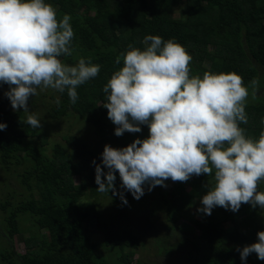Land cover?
Instances as JSON below:
<instances>
[{
	"label": "trees",
	"instance_id": "trees-1",
	"mask_svg": "<svg viewBox=\"0 0 264 264\" xmlns=\"http://www.w3.org/2000/svg\"><path fill=\"white\" fill-rule=\"evenodd\" d=\"M45 3L55 8L58 21L65 14L71 16L72 55L60 57L62 62L74 66L80 58H90L92 64L100 66V72L77 88L75 104L70 102L67 91L52 89L50 108L45 101L47 95H34L28 102L30 110L47 112L48 120L53 122L77 119L100 137L102 145L116 149L147 138V126H141V133L126 132L121 137L114 134L116 126L103 107L107 102L103 88L112 74L123 67L122 59L119 65L115 63L117 56L130 44L144 50V38L153 35L164 41L174 39L186 49L192 56L190 76L202 78L205 71L235 72L246 87L251 80L258 79L257 97L252 98L249 88L246 101L248 123H241L240 127L253 139L264 131V0H45ZM182 5L183 17L178 19L175 16ZM8 90V85L0 84V123L7 124V129L0 131L1 165L8 174L14 168L28 165L19 180L30 199L18 200L15 194H9L0 203V263L131 264L134 253L141 247L139 238L125 224L117 222L122 227L116 230L99 201L111 199L125 213V220L140 210L136 209L137 200L132 194L121 189L118 172L115 186L117 191H124L127 205L111 192L97 191L92 162L101 163L103 150H93L87 140L72 136L65 137V145L57 144L52 155L48 154L45 150L48 139L41 137L40 145L32 140L37 134L25 123L28 113L12 109L4 95ZM83 175L84 183L77 187L74 177ZM165 183L174 184L171 191L168 186L152 190L163 199L158 212L165 216L164 230L176 228L181 220L190 226L177 228V236L157 239L155 246H160V253L172 262L184 264H264L255 253L244 262L236 250L258 242L257 233L264 231L259 206L253 209L250 204H243L237 213L217 206L211 216L197 211L196 219L190 216V209L203 207L201 199L209 191L208 184L214 183L212 177L194 176L190 192L186 182L169 179ZM258 191H264V180ZM27 220L33 223V228L26 231ZM27 234L31 237L27 238ZM98 235H103V249L114 256L107 259L98 254L99 246L92 242ZM18 240L27 248L25 255L16 250Z\"/></svg>",
	"mask_w": 264,
	"mask_h": 264
},
{
	"label": "clouds",
	"instance_id": "clouds-1",
	"mask_svg": "<svg viewBox=\"0 0 264 264\" xmlns=\"http://www.w3.org/2000/svg\"><path fill=\"white\" fill-rule=\"evenodd\" d=\"M70 21L68 14L58 21L45 0H0V84L9 86L4 95L14 111L29 113V99L38 88L67 91L75 104L77 88L100 72L90 58L74 66L60 59L72 55ZM143 43L144 50L130 44L117 56L115 63L122 59L123 67L104 86L103 107L117 137L141 133V126L148 127L149 136L121 149L105 145L101 163L92 162L97 191L111 192L127 205L124 191L138 201L145 185L151 192L167 188L169 179L187 182L207 175L214 183L208 184L198 212L211 216L218 206L237 213L243 204L264 210V191H258L264 180V131L253 139L240 127L248 123L249 88L255 99L259 80L246 87L235 72L190 76L192 56L174 39L148 35ZM25 123L32 129L42 126L35 114H28ZM6 129L0 123V131ZM117 172L124 191L116 189ZM257 241L237 247L242 261L252 253L264 261V231Z\"/></svg>",
	"mask_w": 264,
	"mask_h": 264
},
{
	"label": "rangeland",
	"instance_id": "rangeland-1",
	"mask_svg": "<svg viewBox=\"0 0 264 264\" xmlns=\"http://www.w3.org/2000/svg\"><path fill=\"white\" fill-rule=\"evenodd\" d=\"M176 18H182L184 5L177 10ZM211 51H214V47L211 48ZM38 97L40 95H47L46 103L48 108L52 105V95L53 90L51 88L41 90L40 88L37 89ZM42 108V107H41ZM28 114H35L36 117L41 121V127L37 129H32L37 136L33 137V141L40 145L43 143L40 139L41 137H45L48 139V144L45 146V150L48 154L52 155V150L57 144L65 145L64 138L65 137H78L87 140L88 143H91L93 150H104V145L101 144L100 137L96 136L92 129H90L87 125L83 124L82 122L78 121L77 119H68V120H61L59 122H53L48 120L47 112L42 111L41 109H32ZM27 114V115H28ZM119 145L121 143L117 141ZM112 146V145H111ZM46 152V153H47ZM78 161L75 160V163ZM26 170H28V165H22L21 167L14 168L12 174H8L1 165L0 159V203L5 201L9 194H15L18 200L25 198L24 201L30 199V194L23 189L19 177L23 175ZM194 176L190 178L185 186L188 192L191 191L192 180ZM75 185L79 187L84 183L85 175L82 177L76 176L74 177ZM189 182V183H188ZM145 195L138 201H136V209L140 210L138 214L131 216L128 220L124 219L125 213L114 206V204L110 201H99V205H101V209L107 215L110 224H114L118 230V228L122 227V225L117 224H125V227H129L135 236H137L140 240L141 247L134 253V259L131 264H184L177 261V263L172 262L173 260L167 258V255L162 254L158 251L160 250V246H155L157 239L167 238L169 235L170 237L177 236V228H181L182 225L189 227L190 224L187 221L181 220L176 228H171L170 230H164L163 221L165 216L161 215L158 210L163 205V199L151 191H148V186L145 185ZM174 187V184H170L167 190L171 191ZM37 199H40V195L36 193ZM95 201V200H94ZM198 203V201L196 202ZM197 208L190 209V216H197L195 215L197 212ZM126 212V211H125ZM133 214V213H132ZM258 215L260 219L264 218V210L259 209ZM183 226V227H184ZM182 227V229H183ZM24 228L26 231L30 228H33V223L28 222L24 224ZM197 236L200 235L199 232L195 231ZM181 235V234H180ZM27 238H30L31 235L27 234ZM92 242L95 245L99 246L98 254L103 256L104 258L108 259V256H114L108 254L107 249H103V235L95 236ZM16 250L20 253L25 255L27 253V248L24 243H20V240L16 241ZM161 247L165 248V245H161ZM1 264V263H0Z\"/></svg>",
	"mask_w": 264,
	"mask_h": 264
}]
</instances>
